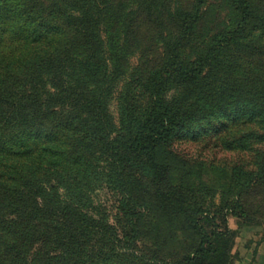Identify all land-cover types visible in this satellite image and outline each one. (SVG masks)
<instances>
[{
  "label": "trees",
  "instance_id": "obj_1",
  "mask_svg": "<svg viewBox=\"0 0 264 264\" xmlns=\"http://www.w3.org/2000/svg\"><path fill=\"white\" fill-rule=\"evenodd\" d=\"M157 1L0 0V264L235 263L234 233L207 217L196 187L170 195L195 242L170 258L157 241L140 248L146 205L127 176L162 180L166 148L192 124L264 125V7L232 0L235 28L189 57L199 7ZM153 45L160 61L133 66ZM256 181L264 189V155L233 169L229 195ZM102 190L119 197L115 216L96 202ZM222 209L246 216L238 201Z\"/></svg>",
  "mask_w": 264,
  "mask_h": 264
},
{
  "label": "rangeland",
  "instance_id": "obj_2",
  "mask_svg": "<svg viewBox=\"0 0 264 264\" xmlns=\"http://www.w3.org/2000/svg\"><path fill=\"white\" fill-rule=\"evenodd\" d=\"M254 1L264 7V0ZM157 4L189 11L199 7L200 18L194 25V34L184 40V53L189 57L206 50L216 33L234 29L238 20L232 0H158ZM168 25L170 27L171 24ZM161 56L162 47L153 45L148 48L145 58L141 54L136 55L132 64L136 68H141L142 64L151 67L152 61L158 63ZM140 99L146 104L148 94H141ZM112 112L117 117L116 104ZM245 121L236 124L232 118H220L195 123L179 131L166 148L165 163L169 170L162 180L154 182L139 172H128L131 192L143 199L146 205L144 225L149 240H145L140 248L150 245L149 241H157L154 249L163 257L170 258L180 255L187 244L195 242L196 234L178 211V207L184 204L170 195L176 189L180 195H186L187 189L196 187L202 194L200 202L211 210V216L207 217L217 218L220 231L229 229L234 233L231 238L234 242L231 251L234 264L250 263L258 246L264 242V189L256 181L237 199L229 195L230 178L234 168L246 172L256 169L264 155V125ZM95 200L107 205L110 215L118 213L120 199L114 192L98 191ZM227 201L234 204L238 201L246 216L236 218L223 210ZM200 221L205 222V219Z\"/></svg>",
  "mask_w": 264,
  "mask_h": 264
},
{
  "label": "crops",
  "instance_id": "obj_3",
  "mask_svg": "<svg viewBox=\"0 0 264 264\" xmlns=\"http://www.w3.org/2000/svg\"><path fill=\"white\" fill-rule=\"evenodd\" d=\"M240 264H245V262ZM249 264H264V242L258 246Z\"/></svg>",
  "mask_w": 264,
  "mask_h": 264
}]
</instances>
